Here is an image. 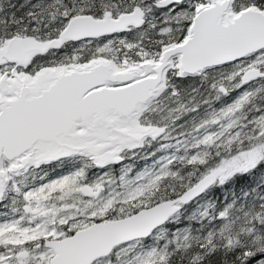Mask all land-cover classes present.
I'll return each instance as SVG.
<instances>
[{"label":"snow or ice","instance_id":"obj_1","mask_svg":"<svg viewBox=\"0 0 264 264\" xmlns=\"http://www.w3.org/2000/svg\"><path fill=\"white\" fill-rule=\"evenodd\" d=\"M0 264H264V0H0Z\"/></svg>","mask_w":264,"mask_h":264}]
</instances>
